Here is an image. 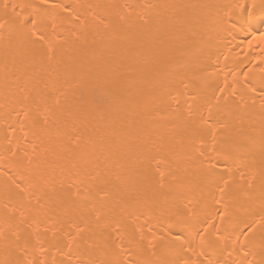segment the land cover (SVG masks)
I'll return each mask as SVG.
<instances>
[{
	"label": "bare ground",
	"instance_id": "bare-ground-1",
	"mask_svg": "<svg viewBox=\"0 0 264 264\" xmlns=\"http://www.w3.org/2000/svg\"><path fill=\"white\" fill-rule=\"evenodd\" d=\"M0 264H264V0H0Z\"/></svg>",
	"mask_w": 264,
	"mask_h": 264
}]
</instances>
